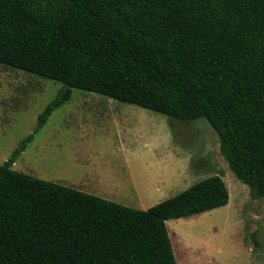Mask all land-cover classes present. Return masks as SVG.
<instances>
[{"label": "trees", "instance_id": "trees-1", "mask_svg": "<svg viewBox=\"0 0 264 264\" xmlns=\"http://www.w3.org/2000/svg\"><path fill=\"white\" fill-rule=\"evenodd\" d=\"M0 63L63 84L39 127L73 88L207 119L231 170L264 198V0H0ZM229 199L215 174L140 209L10 160L0 164V264H176L167 220Z\"/></svg>", "mask_w": 264, "mask_h": 264}, {"label": "rangeland", "instance_id": "rangeland-1", "mask_svg": "<svg viewBox=\"0 0 264 264\" xmlns=\"http://www.w3.org/2000/svg\"><path fill=\"white\" fill-rule=\"evenodd\" d=\"M63 88L0 63V164L140 209L221 174L226 205L167 220L176 264H264V198L231 170L207 119L182 121L73 88L39 127Z\"/></svg>", "mask_w": 264, "mask_h": 264}, {"label": "water", "instance_id": "water-1", "mask_svg": "<svg viewBox=\"0 0 264 264\" xmlns=\"http://www.w3.org/2000/svg\"><path fill=\"white\" fill-rule=\"evenodd\" d=\"M68 87H70V86L68 85Z\"/></svg>", "mask_w": 264, "mask_h": 264}]
</instances>
